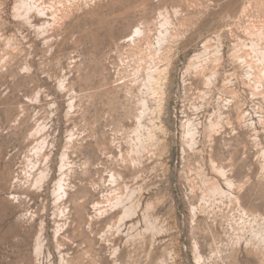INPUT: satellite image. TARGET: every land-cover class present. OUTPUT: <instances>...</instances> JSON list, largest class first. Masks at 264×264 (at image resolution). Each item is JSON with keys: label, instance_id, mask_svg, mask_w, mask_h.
Listing matches in <instances>:
<instances>
[{"label": "rangeland", "instance_id": "1", "mask_svg": "<svg viewBox=\"0 0 264 264\" xmlns=\"http://www.w3.org/2000/svg\"><path fill=\"white\" fill-rule=\"evenodd\" d=\"M14 226L16 264H264V0H0Z\"/></svg>", "mask_w": 264, "mask_h": 264}, {"label": "bare ground", "instance_id": "2", "mask_svg": "<svg viewBox=\"0 0 264 264\" xmlns=\"http://www.w3.org/2000/svg\"><path fill=\"white\" fill-rule=\"evenodd\" d=\"M59 171L63 172V164L60 165ZM19 234L21 233L18 232V228L15 226L9 230H0V237H2L0 239V244H2L3 242H6L9 245V251L6 252L7 259L5 261L1 260L0 264H16L19 261V258H20L19 253L21 251V248L25 245L27 241V236L25 233L22 235L21 239H17L16 237H18Z\"/></svg>", "mask_w": 264, "mask_h": 264}]
</instances>
